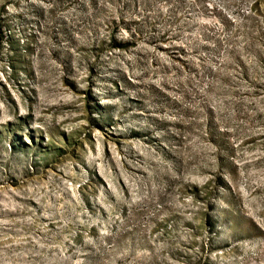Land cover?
<instances>
[{
  "label": "rangeland",
  "instance_id": "obj_1",
  "mask_svg": "<svg viewBox=\"0 0 264 264\" xmlns=\"http://www.w3.org/2000/svg\"><path fill=\"white\" fill-rule=\"evenodd\" d=\"M0 264H264V0H0Z\"/></svg>",
  "mask_w": 264,
  "mask_h": 264
}]
</instances>
